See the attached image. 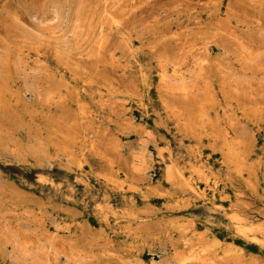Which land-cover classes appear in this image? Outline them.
<instances>
[{
	"label": "rangeland",
	"instance_id": "1",
	"mask_svg": "<svg viewBox=\"0 0 264 264\" xmlns=\"http://www.w3.org/2000/svg\"><path fill=\"white\" fill-rule=\"evenodd\" d=\"M0 264H264V0H0Z\"/></svg>",
	"mask_w": 264,
	"mask_h": 264
},
{
	"label": "bare ground",
	"instance_id": "2",
	"mask_svg": "<svg viewBox=\"0 0 264 264\" xmlns=\"http://www.w3.org/2000/svg\"><path fill=\"white\" fill-rule=\"evenodd\" d=\"M237 222H238V220H237ZM248 231V230H247Z\"/></svg>",
	"mask_w": 264,
	"mask_h": 264
}]
</instances>
